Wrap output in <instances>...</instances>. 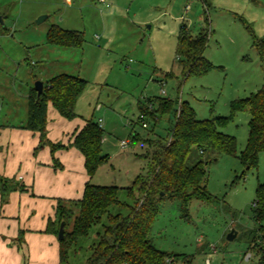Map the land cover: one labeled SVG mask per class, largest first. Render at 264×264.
I'll return each mask as SVG.
<instances>
[{
	"label": "rangeland",
	"instance_id": "374dc122",
	"mask_svg": "<svg viewBox=\"0 0 264 264\" xmlns=\"http://www.w3.org/2000/svg\"><path fill=\"white\" fill-rule=\"evenodd\" d=\"M42 16L47 18L38 22ZM0 17V142H5L0 143L4 154L0 167L7 166L11 184L26 185L33 176L36 188L50 194L46 203L56 194L73 200L83 195L87 174L76 150L52 151L47 143L36 147L37 158L33 155L30 165L22 157L21 142L26 140L20 133L27 130L28 95L38 80L47 83L61 73L87 80L74 117L55 110L58 122L50 115L54 106L48 104L46 137L54 143L56 135L71 136L87 121L101 119L102 150L109 160L91 177L96 185L131 186L149 170L144 156L147 141L171 139L174 114L147 115L145 128L139 119L145 111L142 107L150 103L156 107L158 97L177 101V107L188 102L198 119H224L219 130L236 138L237 156L195 151V161H209L205 185L213 199H193L185 206L177 199L160 200L151 241L167 253L189 256L191 264H260L255 246L264 242L253 218V202L258 183L264 182V153L257 169L247 170L241 163L250 115L233 113L232 103L264 84L253 47L255 39L264 37V0H0ZM52 24L83 31L82 48L48 43ZM181 32L206 37L203 56L212 68L185 76L177 54ZM135 135L140 141L131 144ZM58 141L63 144L68 139ZM121 141L128 146L121 147ZM119 197L128 200L125 190ZM111 211L129 212L117 206ZM41 215L48 217L45 212ZM232 230L237 235L229 240ZM95 232L85 247L95 240ZM41 236L44 240L37 251L45 246L58 262V235L42 232ZM85 250L72 255L70 263L84 264Z\"/></svg>",
	"mask_w": 264,
	"mask_h": 264
},
{
	"label": "trees",
	"instance_id": "16d2710c",
	"mask_svg": "<svg viewBox=\"0 0 264 264\" xmlns=\"http://www.w3.org/2000/svg\"><path fill=\"white\" fill-rule=\"evenodd\" d=\"M84 32L52 24L47 32V42L52 45L82 48ZM253 47L258 52L264 75V37L255 39ZM205 36H189L181 32L178 37V60L185 76L191 72H205L212 63L203 53ZM88 85L80 76L67 73L57 74L44 83V90L38 96L34 87L28 95V114L25 128L40 135L39 147L49 143L51 150L63 147L49 142L46 137L48 104L66 118L76 115L78 97ZM151 102V101H150ZM170 98L158 97L157 106L145 107L147 115L174 114L171 139L161 138L147 141L149 149L144 155L148 160L147 174H139L131 186L96 185L90 179L98 168L108 162L103 153V130L99 122L87 121L76 133L72 145L84 156L89 180L85 183L80 199L64 201L58 199L55 219L49 218L46 231L58 235L61 222L65 223L64 238L59 239V264H72L70 258L79 250L86 249L84 264H191L192 259L184 254H170L154 246L151 241L153 223L158 214L159 201L165 198L177 199L182 206L193 199L211 202L213 197L205 185L206 165L209 161L194 160V153L201 155L237 156V140L234 136L219 130L221 118L198 119L195 110L188 104ZM246 111L250 115L249 136L246 148L239 158L247 170L257 169L259 157L264 153V84L261 89L247 98L232 103V112ZM142 120L141 117L139 118ZM1 127V124H0ZM146 140V139H145ZM140 138L135 135L131 144ZM5 182L0 189L6 192ZM121 190L128 200L121 201ZM128 209L129 212L113 213V207ZM253 218L261 231L264 242V182H259L253 202ZM71 225V229L68 226ZM95 232V240L87 247L84 242ZM260 264H264V246L256 242Z\"/></svg>",
	"mask_w": 264,
	"mask_h": 264
},
{
	"label": "crops",
	"instance_id": "0c3cea01",
	"mask_svg": "<svg viewBox=\"0 0 264 264\" xmlns=\"http://www.w3.org/2000/svg\"><path fill=\"white\" fill-rule=\"evenodd\" d=\"M55 110L57 109H53L52 114L50 115L56 116L57 119L58 115H56ZM57 121L61 122V119L58 118ZM51 123H56V120H51ZM1 127L0 130L2 129ZM82 127L77 128L74 132H72L71 136L69 135V132H63L64 136L56 135L53 138L55 142H57H54L55 144L63 145L60 150H76V154H80V156H82L81 160L84 162L85 166L83 154L72 145L76 133ZM7 132H5V134H7ZM20 136L26 140L21 142L25 144L24 147L22 146L23 149L21 150L22 157L25 158L24 160L30 165V163L33 162L32 158H35L33 157L34 150L39 146L40 135L37 132L27 129L25 131H21ZM5 137H7V135H5ZM63 138H67L68 142L63 144L58 143L61 142L58 141V139ZM0 143L4 144L5 142L2 141ZM1 156L2 158L4 157L2 152L0 154V158ZM34 156L37 158V154ZM7 176V166L2 165L0 167V189L2 186L1 183L5 182L6 184L3 183L4 188L6 189L4 195L7 196V199L4 200V196H2L0 192V264H59V240L57 257L58 262L57 259H54L53 253L51 257H49V253L45 246L39 252L37 251V247L42 245L44 240L41 233L47 232L46 227L48 219H55V208L58 199L69 201L76 198H63L56 194V196L50 197L46 203L44 198L50 194L49 192L42 191L40 188H36V182L33 176L28 177L26 185L18 186L11 184L9 176L8 178ZM86 176L85 183L89 180L88 175ZM3 177L7 179H4ZM18 178L20 180L24 179L22 175H19ZM82 179L83 178L81 177L80 180ZM77 199L80 198L78 197ZM43 212L48 213V217L45 218L44 215H41ZM38 239H40L39 242L36 241ZM33 244L35 246L34 248Z\"/></svg>",
	"mask_w": 264,
	"mask_h": 264
},
{
	"label": "water",
	"instance_id": "95a60500",
	"mask_svg": "<svg viewBox=\"0 0 264 264\" xmlns=\"http://www.w3.org/2000/svg\"><path fill=\"white\" fill-rule=\"evenodd\" d=\"M46 18H47L46 16H42V17H40L38 19V22H41V21H43ZM0 22H2L1 17H0ZM34 88L36 89L38 96H40V94L44 90V82L41 81V80L36 81ZM64 226H65V223L64 222H61L60 228H59V233H58V239H63L64 238ZM236 235H237V232L235 230H232L229 233V235H228V239L229 240H232V239H234L236 237Z\"/></svg>",
	"mask_w": 264,
	"mask_h": 264
},
{
	"label": "built area",
	"instance_id": "2783aa9c",
	"mask_svg": "<svg viewBox=\"0 0 264 264\" xmlns=\"http://www.w3.org/2000/svg\"><path fill=\"white\" fill-rule=\"evenodd\" d=\"M179 105H180V104H179ZM141 118H142L141 121H142V125H143V127H145V128L148 127L147 122L144 121L145 117H144L143 115H141ZM98 122H99V125L102 126V124H101V123H102V120L100 119ZM128 144H129V143H128L127 141H121V147H123V148L127 147Z\"/></svg>",
	"mask_w": 264,
	"mask_h": 264
}]
</instances>
